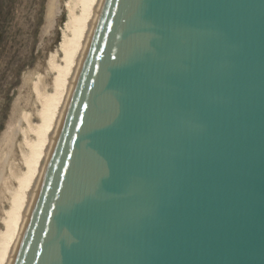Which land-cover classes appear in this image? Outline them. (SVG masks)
I'll return each mask as SVG.
<instances>
[{"label":"water","instance_id":"95a60500","mask_svg":"<svg viewBox=\"0 0 264 264\" xmlns=\"http://www.w3.org/2000/svg\"><path fill=\"white\" fill-rule=\"evenodd\" d=\"M13 264H264V0H105Z\"/></svg>","mask_w":264,"mask_h":264},{"label":"bare ground","instance_id":"6f19581e","mask_svg":"<svg viewBox=\"0 0 264 264\" xmlns=\"http://www.w3.org/2000/svg\"><path fill=\"white\" fill-rule=\"evenodd\" d=\"M104 2L65 0L67 17L59 45L61 53L50 56L45 75L34 81L37 108L25 111V126L17 128L23 136L19 144L21 158L9 159L7 153L0 159L2 202L9 204L1 217L0 264L14 263ZM57 4L58 0H50L49 17L57 12Z\"/></svg>","mask_w":264,"mask_h":264},{"label":"rangeland","instance_id":"374dc122","mask_svg":"<svg viewBox=\"0 0 264 264\" xmlns=\"http://www.w3.org/2000/svg\"><path fill=\"white\" fill-rule=\"evenodd\" d=\"M64 2L58 0L55 16L49 17L50 0H0V159L7 153L9 159L21 158L19 144L23 136L17 128L25 126L24 112L37 108L34 81L45 75L50 56L61 53L59 45L67 17ZM1 190L3 229L1 217L9 204L2 202Z\"/></svg>","mask_w":264,"mask_h":264}]
</instances>
